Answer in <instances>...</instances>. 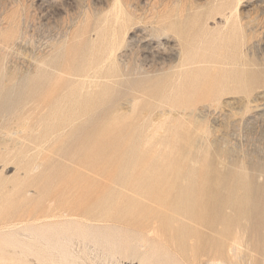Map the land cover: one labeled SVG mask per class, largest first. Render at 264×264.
<instances>
[{
	"label": "bare ground",
	"instance_id": "bare-ground-1",
	"mask_svg": "<svg viewBox=\"0 0 264 264\" xmlns=\"http://www.w3.org/2000/svg\"><path fill=\"white\" fill-rule=\"evenodd\" d=\"M219 1L214 11L224 18L223 27L213 35L204 25L196 29L199 16L182 20L175 14L168 26L179 37L177 44L148 51L152 62L171 52L168 64L121 66L117 51L124 43L118 47L114 34L97 57L87 48L68 67V77L44 62L31 71L4 73L6 82L0 70V123L26 99L35 101L34 113L46 106L37 117L43 131L36 128L29 137L41 149L62 143L60 152L69 161L47 165L51 173L40 178L36 202L29 190L14 200L0 176V234L17 221L45 227L63 218L74 224L62 238L46 228L37 253L27 246L19 261L9 252L17 244L3 239L0 264H26L28 253L38 264H88L90 257L92 264H110L116 255L140 264H264V182L259 180L264 165L252 163L249 173L243 166L209 162L194 142L183 145L176 134L162 135L166 120L145 123L136 113L140 103L150 110L173 100L219 103L227 94L251 93L259 73L248 68L242 50L246 39L243 30L239 36L237 16L242 0ZM115 10V21L125 23L126 15ZM99 37L104 41L103 33ZM124 97L132 116L116 112ZM110 154L119 156V172L102 167ZM109 223L124 230L121 247L89 230Z\"/></svg>",
	"mask_w": 264,
	"mask_h": 264
},
{
	"label": "rangeland",
	"instance_id": "rangeland-1",
	"mask_svg": "<svg viewBox=\"0 0 264 264\" xmlns=\"http://www.w3.org/2000/svg\"><path fill=\"white\" fill-rule=\"evenodd\" d=\"M218 2L220 3L219 0H0L2 77L4 73H14L18 68H21L17 71L19 73L31 71L37 63L42 62L55 65L58 72L68 77V67L75 63L87 48L97 57L105 46L110 44L107 41L114 34L118 47L119 43H124L123 48L117 51V60L121 66L130 63L138 67L144 64L148 69L153 66L152 63L168 64L171 61V52L168 55L164 53L165 58L155 59L153 62L150 52L157 45L164 52L166 47L172 48L177 44L179 37L168 26V23L176 20L173 19L175 14L183 16L182 20L186 16H199L196 29H201L204 25L205 30L213 35L222 29L224 21V18L215 12ZM116 7L126 15L125 23L122 21L118 24L115 21L113 14L118 11L115 10ZM210 13L213 15L208 16ZM237 16L239 36L243 30L246 39V46L242 48L245 52L244 58L248 68L259 73V82L249 95L227 94L219 103L201 98L193 102L189 100L191 103L188 104V99L185 98L182 101L173 100L169 104L156 105L150 110L140 103L136 107V113L146 120L145 123L151 120L154 125H159L161 121L166 120L167 124L160 131L162 135L171 137L176 134L178 142L183 145L194 142L197 152L201 155L205 152L209 162L218 161L222 166L224 164L238 169L244 167L250 173L252 163L264 165V0H242ZM209 17L211 18L208 19ZM100 33L104 34V41L99 39ZM3 79L6 82L8 77ZM27 100L18 106L11 118L0 123V176L5 181V190L13 192L14 200L20 192L29 190V198L36 202V186L40 178L51 173L47 165H60L65 162L69 164V161H65L60 152L64 147L62 143L57 146L46 143V147L42 144L41 149V145H37L38 142L29 137L36 128L43 131V127L38 124L39 117L45 114L47 108L44 105L45 111L41 112L39 109L34 113L35 101L32 104L33 100ZM119 104L117 114L132 116L128 97L120 99ZM185 106L186 110L183 109ZM29 118L32 120H28ZM144 148L149 149L150 144ZM102 167L110 173L119 172V156L108 155ZM83 172L87 173L86 170ZM65 173L71 175L77 172ZM259 180L264 182V177ZM106 182H110V178ZM58 221L57 225L48 222L47 227L42 226L40 222L17 221L16 225L0 234V243L7 238L16 243L17 246L10 247L9 252L19 261L23 259L22 254L26 252L27 246L37 253L40 246L39 237L46 228L48 233H57L61 238L72 233V222L63 218ZM93 226L96 225H90L89 230L101 240L111 239L120 247L124 245L126 237H122L125 233L123 229H117L111 223L98 226L99 228ZM112 234H116V237ZM112 248L113 245H108L107 251ZM27 259L26 264H38L36 257L31 253H28ZM91 259L92 257L89 258L88 264H92ZM114 264L140 263L138 260L131 262L128 257L116 255Z\"/></svg>",
	"mask_w": 264,
	"mask_h": 264
}]
</instances>
